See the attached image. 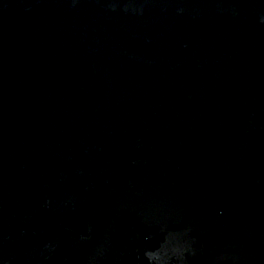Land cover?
<instances>
[{
    "label": "water",
    "instance_id": "95a60500",
    "mask_svg": "<svg viewBox=\"0 0 264 264\" xmlns=\"http://www.w3.org/2000/svg\"><path fill=\"white\" fill-rule=\"evenodd\" d=\"M0 264H264V0H0Z\"/></svg>",
    "mask_w": 264,
    "mask_h": 264
}]
</instances>
